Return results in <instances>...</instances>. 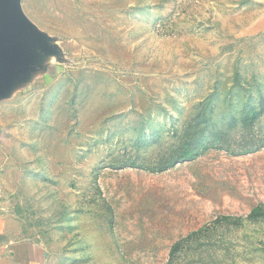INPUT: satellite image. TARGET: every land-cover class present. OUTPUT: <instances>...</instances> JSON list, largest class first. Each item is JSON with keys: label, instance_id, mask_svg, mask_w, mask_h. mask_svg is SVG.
<instances>
[{"label": "rangeland", "instance_id": "1", "mask_svg": "<svg viewBox=\"0 0 264 264\" xmlns=\"http://www.w3.org/2000/svg\"><path fill=\"white\" fill-rule=\"evenodd\" d=\"M22 5L63 59L0 101L17 235L49 264H264V0ZM198 128L208 147L157 171Z\"/></svg>", "mask_w": 264, "mask_h": 264}, {"label": "water", "instance_id": "2", "mask_svg": "<svg viewBox=\"0 0 264 264\" xmlns=\"http://www.w3.org/2000/svg\"><path fill=\"white\" fill-rule=\"evenodd\" d=\"M27 16L22 0H0V101L28 84L47 58L63 59L55 38Z\"/></svg>", "mask_w": 264, "mask_h": 264}, {"label": "crops", "instance_id": "3", "mask_svg": "<svg viewBox=\"0 0 264 264\" xmlns=\"http://www.w3.org/2000/svg\"><path fill=\"white\" fill-rule=\"evenodd\" d=\"M5 217L0 214V264H49L45 245L19 237L17 228L7 224Z\"/></svg>", "mask_w": 264, "mask_h": 264}, {"label": "trees", "instance_id": "4", "mask_svg": "<svg viewBox=\"0 0 264 264\" xmlns=\"http://www.w3.org/2000/svg\"><path fill=\"white\" fill-rule=\"evenodd\" d=\"M248 112H249V122L251 123L256 121V119L258 118L260 114V112L256 110L252 105L249 106ZM199 115L202 117V119L205 120V122H207L210 119V115H208V113L205 111H202L201 113H199ZM204 132H205V128L203 129L198 128V131L192 134H187L183 140L181 150L178 153L177 157L166 161L164 165L157 167L156 170L164 171L168 168L175 166L176 164H178V162L189 161V160H193L194 158H196L199 154H201V152L204 149L208 147L207 145L208 137L204 135ZM129 165L137 166V164H135L134 162L129 163ZM246 217L248 219L264 218V203L252 208V210L249 212V214H247ZM226 218L228 219L229 217H226ZM237 218L243 219L245 217L238 216ZM177 247H178V243L175 244L172 249H176Z\"/></svg>", "mask_w": 264, "mask_h": 264}]
</instances>
